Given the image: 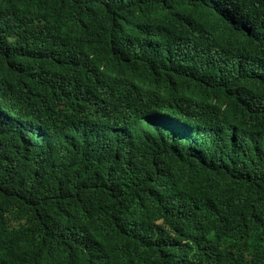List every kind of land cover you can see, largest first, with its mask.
Returning <instances> with one entry per match:
<instances>
[{"label":"trees","instance_id":"1","mask_svg":"<svg viewBox=\"0 0 264 264\" xmlns=\"http://www.w3.org/2000/svg\"><path fill=\"white\" fill-rule=\"evenodd\" d=\"M115 1L0 0V264H264V0Z\"/></svg>","mask_w":264,"mask_h":264},{"label":"clouds","instance_id":"2","mask_svg":"<svg viewBox=\"0 0 264 264\" xmlns=\"http://www.w3.org/2000/svg\"><path fill=\"white\" fill-rule=\"evenodd\" d=\"M115 3L116 1L113 0ZM135 1V0H133ZM138 4L137 7L144 9V7L136 2ZM133 6L131 5V8ZM160 10L162 9L163 12H166V14L172 15L176 13V2L174 0H161L160 1ZM179 9V8H178ZM132 12V9H130ZM145 10V9H144ZM180 11V9H179ZM133 13V12H132ZM132 13H124L125 20H118L116 21L113 26L118 28L119 30H122L125 26L130 27L131 24L128 22L129 17L132 15ZM139 15L137 12L134 14V16H131L132 18H136ZM114 17V14H113ZM167 17L165 16L162 22L164 23H170L166 19ZM226 21H232L230 23ZM134 22V21H133ZM226 23L224 24H230L234 28H236L238 31L243 32L246 31L247 28H244L237 24L233 20H225ZM135 23V22H134ZM172 24V23H170ZM223 23L217 24L216 29L212 34H218L221 31V26L224 25ZM174 27H178L177 24H172ZM176 27V28H177ZM217 47V46H216ZM147 49H142L140 50L141 53H145ZM140 54L138 51L136 52ZM141 55V54H140ZM232 64L227 61V66L230 68H235L238 66L236 65L233 61H231ZM97 69L91 70L93 73V76L95 77H101V69H107L109 71H113L114 73H120L119 75L122 74H127L128 72H131L136 66L134 64H129V65H123L122 63H119L118 61L112 62L111 65H104V63H101L100 66L96 67ZM234 68V71L229 73L227 76H225L226 82L229 83L231 87V99L233 98L234 100H239V101H248L252 97L248 96L249 95V88L246 87L247 84L238 77L236 70ZM184 121H178V120H169L168 123H163L164 125L168 126L170 131L173 133H188V131H193V134L199 136L202 134L204 138H206V141L208 143L212 142L214 144H218L224 147H232L235 143L238 144L239 141H244L246 139L241 136V130H243L242 125H240V122L236 123L235 121H232L230 119H225L222 121H219L217 123H212L210 125H193V120L191 119H183ZM244 132H245V127H244ZM247 136V135H246ZM122 137V136H120ZM189 141H192V139H188ZM188 148H191L192 150L198 151L199 148H197L195 145H188Z\"/></svg>","mask_w":264,"mask_h":264}]
</instances>
